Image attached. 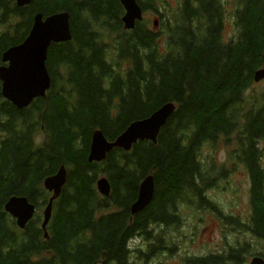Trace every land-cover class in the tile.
Returning <instances> with one entry per match:
<instances>
[{
	"label": "trees",
	"instance_id": "1",
	"mask_svg": "<svg viewBox=\"0 0 264 264\" xmlns=\"http://www.w3.org/2000/svg\"><path fill=\"white\" fill-rule=\"evenodd\" d=\"M136 1L143 12L159 14V27L164 22L161 48L148 20L123 29L118 0H31L23 7L0 0V64L2 53L27 36L37 13L68 12L72 32L71 41L48 48L51 85L44 98L18 110L2 98L0 83V264H131L133 238L147 241L153 253L162 244L157 232L180 229L186 210L236 222L208 192L241 169L249 183V214L241 225L264 242V85L252 88L254 72L264 69V0H233L227 41L224 0H184L175 3L172 16L159 12L166 2ZM94 25L114 34L110 51L91 32ZM166 102L175 111L156 144L140 141L129 152L114 148L102 162L87 161L93 130L112 141ZM220 144L227 149L225 162L204 156ZM62 165L66 183L44 239L41 210L50 195L42 181ZM147 175L154 179L153 199L131 215ZM98 177L109 181V196L97 192ZM21 195L36 207L23 230L3 209L9 197ZM176 242L168 236L164 243ZM249 256L264 259V252L227 245L189 259L246 264ZM148 257L143 254L145 264Z\"/></svg>",
	"mask_w": 264,
	"mask_h": 264
},
{
	"label": "water",
	"instance_id": "2",
	"mask_svg": "<svg viewBox=\"0 0 264 264\" xmlns=\"http://www.w3.org/2000/svg\"><path fill=\"white\" fill-rule=\"evenodd\" d=\"M31 0H15L18 7L26 6ZM124 13L121 23L124 30H133L135 23L143 19V11L136 0H118ZM157 20L154 21V27ZM70 15L60 11L43 17L35 14L32 26L24 40L8 47L1 55L0 83L1 96L16 109L27 108L35 99L44 98L49 90L51 80L46 67L47 52L51 44L71 41ZM264 52V49H263ZM264 79V69L254 72L253 82ZM175 111L172 102L162 104L145 118L132 121L114 140L109 141L100 129L91 132L87 161L101 162L114 148L129 152L134 144L140 141H150L156 144L160 129L166 125ZM66 183V168L60 166L56 173L47 176L43 188L50 193V198L42 211L41 230L44 239L48 238L46 227L52 214L53 202L59 197ZM96 190L107 197L110 184L106 177L96 181ZM154 194V179L152 175L144 177L139 186L135 201L130 205L131 215L143 211L152 201ZM3 209L15 221V225L23 230L33 218L36 207L26 196H11L3 204ZM249 264H264V259L254 256Z\"/></svg>",
	"mask_w": 264,
	"mask_h": 264
},
{
	"label": "rangeland",
	"instance_id": "3",
	"mask_svg": "<svg viewBox=\"0 0 264 264\" xmlns=\"http://www.w3.org/2000/svg\"><path fill=\"white\" fill-rule=\"evenodd\" d=\"M184 0H161L166 2L165 9L159 4V12L170 14L172 16L173 6L175 3H182ZM227 10V18L223 30L225 41L233 35L232 13L234 9L233 0H224ZM143 18L148 20L149 27L153 29V20L160 21L159 14L154 12H144ZM112 21H108L110 25ZM164 22L159 27V23L153 31L158 34V42L161 48V42L164 34ZM93 34H97L105 47V50L110 51L113 45L114 34L107 32L106 28L94 25L91 28ZM255 85L252 88L255 91H260L264 85V79L259 82H253ZM203 154L215 156L217 162H225L228 154L227 149L223 145H219L216 149H205ZM241 169V168H240ZM100 177L97 178V180ZM96 180V181H97ZM95 181V183H96ZM96 187V184H95ZM221 189L211 190L208 192L209 197L216 201L226 215L236 217V222L230 223L226 220L217 218L207 211L192 212L186 210L184 224L178 230L169 231L163 228L161 232H157V236L161 238L162 244L160 247H154L153 253L148 252V242L139 237L133 238L129 243L130 248V263L145 264L143 254L149 255L146 264H184L186 260L189 264H193L189 256H201L207 253H216L226 249L227 245H244L251 252L263 251L264 242L257 241L251 234L241 225L246 222L249 214L248 205V177L241 169L229 177L227 183L222 182ZM50 195V193H48ZM43 208L41 210L42 214ZM171 237L176 242V246L165 244V238ZM253 256L247 257L246 264L249 263Z\"/></svg>",
	"mask_w": 264,
	"mask_h": 264
},
{
	"label": "bare ground",
	"instance_id": "4",
	"mask_svg": "<svg viewBox=\"0 0 264 264\" xmlns=\"http://www.w3.org/2000/svg\"><path fill=\"white\" fill-rule=\"evenodd\" d=\"M102 162V161H101ZM96 163H99V162H96Z\"/></svg>",
	"mask_w": 264,
	"mask_h": 264
},
{
	"label": "flooded vegetation",
	"instance_id": "5",
	"mask_svg": "<svg viewBox=\"0 0 264 264\" xmlns=\"http://www.w3.org/2000/svg\"><path fill=\"white\" fill-rule=\"evenodd\" d=\"M15 1V0H14Z\"/></svg>",
	"mask_w": 264,
	"mask_h": 264
}]
</instances>
